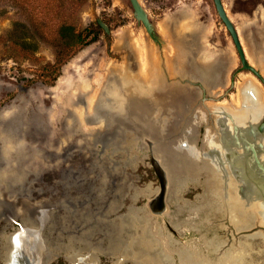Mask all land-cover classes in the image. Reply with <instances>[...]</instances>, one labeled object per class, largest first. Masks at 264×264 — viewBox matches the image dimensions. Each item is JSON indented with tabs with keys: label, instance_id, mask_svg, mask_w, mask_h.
<instances>
[{
	"label": "rangeland",
	"instance_id": "1",
	"mask_svg": "<svg viewBox=\"0 0 264 264\" xmlns=\"http://www.w3.org/2000/svg\"><path fill=\"white\" fill-rule=\"evenodd\" d=\"M138 1L156 26L163 41L161 46L155 45L143 26L138 25L128 0H0V264L7 260L6 245L11 246L10 253L25 246L23 239L17 240L20 233L10 235L20 231V226L34 225L40 217L44 220L41 236L52 258L57 254L54 247L59 248L69 238L78 245L86 240L85 246L90 250L106 245L114 224L116 238L111 237L110 241L118 237L125 240L129 248L131 238L125 239V234L119 233L122 220L118 218L133 198H136L135 205L143 206L158 188L149 166L145 136L160 142L156 154L162 156L169 171V196L176 197L184 190L182 201L195 203L198 199L191 212L206 208L225 216L228 221L211 217L208 226L203 224L206 230L202 227L200 231L190 226L191 230L186 229L190 243L175 246L159 231L157 224L130 208L125 216L132 213L136 219L133 233L141 236L144 228L150 234L155 231L167 239L172 246L168 249L172 263L174 260L179 263L181 249L196 250L214 259L223 250L235 251L243 243L248 252L244 263L264 264V228L261 227L264 224H260L255 215L231 217L227 214L218 194L221 174L205 170L196 175L185 173L178 164L181 154H187L185 159H195L196 153L205 152L195 147V129L206 122L204 108L193 102L192 106L202 111L191 129L177 117L176 104L175 108L170 106L165 115L159 107L149 122L142 120L136 124L139 118L118 116L119 105L106 93V88L115 87V81L120 90L130 87L136 93L146 83L150 89L151 80L155 81L157 76L165 82L163 85H179L174 81L189 72V53L196 55L192 69L196 64L204 67L214 58H219V62H227L228 58L226 86L220 87L218 82V88L212 90L211 95L215 100L205 103L212 110L209 112L215 111L218 122L226 115L214 108L229 110L234 119L242 113L247 120L244 114L251 113L254 107L247 102L242 112L239 110L243 102L240 89L247 84L253 87L252 91L259 93L264 105V83L242 68L213 0ZM221 2L236 27L248 64L264 79V52L258 50L261 57L253 55L249 40L256 44L264 41V0ZM98 20L109 28L110 34L99 28ZM62 25L73 26L81 41L71 45L61 42L59 27ZM145 73L147 79H143ZM190 73L197 77L196 73ZM260 118L255 116L253 120L259 124ZM204 133L203 144L210 148L207 140L216 141L219 132L213 134L205 125ZM183 146L188 147L186 151L194 152L181 153L185 151ZM200 178L203 179V195L196 198L202 193V189L195 186ZM170 208L173 210L175 206ZM178 211L184 213L183 208ZM236 220L244 224L243 229L250 228L242 232L250 234L249 242L239 239L242 234L239 236L233 230ZM175 226L180 229L183 225ZM27 228L26 232L33 239L35 227ZM255 231H263L262 236L254 235ZM200 235H206L209 240H203L199 247L194 242ZM253 235L256 237L252 238ZM181 237L185 236L181 234ZM125 258L131 262L125 264H139L133 256ZM100 260L106 263L108 255L103 254ZM57 261L66 264L61 255L53 263Z\"/></svg>",
	"mask_w": 264,
	"mask_h": 264
},
{
	"label": "bare ground",
	"instance_id": "2",
	"mask_svg": "<svg viewBox=\"0 0 264 264\" xmlns=\"http://www.w3.org/2000/svg\"><path fill=\"white\" fill-rule=\"evenodd\" d=\"M249 40L251 41V48L253 55L261 57L258 54L259 52L258 50L262 51V53L264 52V41L261 40L259 44H256L253 43L251 39ZM213 60H216V62L214 63ZM213 60L209 64H206L204 67L201 66L203 68L202 69L203 75L197 74V78H201L203 80L204 85L208 88H210L211 84L216 82L217 79L219 81L220 71L223 69L226 70L228 68V58H227V62H219V58H214ZM262 60L260 61L263 62ZM258 64L260 65V63ZM212 71L214 72L211 75ZM226 72L228 73L227 70ZM146 74L147 73H145V76H143V79L147 77ZM163 79L164 78L162 77V80ZM151 82H152L151 85L153 84L154 86L152 85L150 89H148L147 87L148 83H146L144 84L143 88H141V90L138 89L136 93L135 91H132L130 87H125V89L123 88L124 90L123 89L120 90L119 88H117L116 81H115V87L112 86L106 88V93L107 95H109L111 101H113V103L119 105L120 107L118 116L124 119L125 118L133 119L134 117L139 118L137 119L136 124H138V121L142 122V120L145 122H149L150 119L153 118L152 116L154 115L156 109H159V107H161L163 109V111H161L163 113L161 114H164L166 113V110L170 106L175 108V104H176V109L178 112L177 117L181 119V122L182 121L184 122L186 128L191 129L196 121V118L199 119L201 114V110H199L198 108H194L192 106L193 102L195 106H198L197 98H196L197 94L180 85H173L171 87L168 85H163L165 82H161L160 78L158 79V76L155 77V81H153L152 79ZM225 83L223 84V86L221 85L223 88L226 86ZM252 88L253 87H250L247 84L240 89V93L241 95H243V102H241L240 104L241 108L239 110L241 111L242 107L247 102L253 105L254 110L251 111V113L244 114L245 117H248L247 120H245L242 117V113H238L235 119L231 116H228L230 118L231 124L233 123L232 125L242 127L243 125H247V122L254 121L253 119L255 118V116L257 118H260L263 115L262 112L264 113V105L262 104V97L259 95V93L256 90L255 92L254 89L252 91ZM87 100H89V98ZM224 112L225 114L230 113L223 110V113ZM223 120H218V123L222 122ZM153 123L152 126H154ZM242 128L245 129V127ZM189 132H190L189 134L191 135V131ZM189 134H188V138L192 136V135L190 136ZM236 136L237 135L234 134L233 131L231 132L222 131L221 134L220 135L218 134V137H216V141L213 138L207 140V142L209 143L208 146L210 147L209 148L210 151H208L207 153L204 152L202 153V155L196 153L195 159L194 158L185 159L184 157L187 154H181L178 157L180 160L178 164L180 165L181 169H184L186 171L185 173L192 172L191 174L196 175L198 171L205 170V171H210L212 173L217 172L221 174L222 178L220 177V182H219L221 185L219 190L220 193L218 194H219V198H222L221 201L223 202L224 207H226L227 214L229 213L231 217L232 215H236V216L241 215L243 217L245 214H248V216H252V217L256 216L259 223L263 225L264 224V176L261 177V175H259V173L261 172L255 170L254 166H251L252 169L251 168L249 169V173L245 171V169L249 167L247 161H249V159L251 160L250 158L251 155H245L246 152L236 155L234 151L232 152V146L234 145V138ZM242 136L243 133L241 134L240 138L239 136L237 137L239 138L240 143L243 142L242 145H244L245 142H249V141H247L248 138L246 137L244 138ZM219 141L221 142V144H219ZM246 147H248V145H246ZM214 148H216L215 150L218 151L217 155L212 154V150H214ZM189 150L182 151L181 153L194 152L191 149ZM225 155H227L228 157L227 159ZM171 162H173V160L170 161V163ZM232 181L234 182L235 185L233 184ZM241 186L243 187L242 194L240 193V191H238ZM131 214L128 215L127 217L125 216V218L122 219L121 228L119 229L121 231V232L119 231V233H123V234L126 233L125 231L127 229L125 228H128V230L132 229L130 230V232L126 234L129 238H131V242H130L131 245H129V248H127L126 243L123 242L125 240L121 241V239L117 237V239L115 240L112 239L110 241V245L108 246V251L112 252L113 256H116L117 254H120L121 256H125V257L133 256V258H136L139 264H173L171 258L168 256L170 252V251L168 252V249L172 247L170 242H168L167 239H164L161 236H159L157 232L152 230L153 234H150L146 230H144V228H142L143 230H141L142 233L141 236L135 235L136 232L133 233V229L135 226L136 219ZM238 221L237 220L235 221L237 222V224L234 225L235 228L243 229L244 224L243 223L239 224ZM32 233L35 234V232ZM34 237L36 236L34 235ZM17 240H21V239H19L18 237ZM32 244L33 242L31 243V246L29 244L27 245L29 246V248L32 249ZM33 245H35V248L33 246V249L35 252L34 255H36L40 246L39 244H37V240H35V244ZM246 247H247L246 244L242 243L239 247H237L235 251L232 250V248L225 249V251L223 250L222 252L218 253L216 258L214 259L207 258L206 256L197 252L196 250H191V251L189 250L187 252V250L183 248L184 250L181 249L178 252L179 254L178 261L179 264H245L244 262L248 253V252L246 253ZM10 249L11 246L9 245L5 246L4 252L7 258L5 264H11L13 262V258H11V256L15 251V249L12 250V253H10ZM30 262L32 264L33 260L31 259ZM93 262L94 260L93 258H91L90 263L94 264ZM88 263L85 262V264Z\"/></svg>",
	"mask_w": 264,
	"mask_h": 264
},
{
	"label": "flooded vegetation",
	"instance_id": "3",
	"mask_svg": "<svg viewBox=\"0 0 264 264\" xmlns=\"http://www.w3.org/2000/svg\"><path fill=\"white\" fill-rule=\"evenodd\" d=\"M201 46H202V43L200 42L199 47H201ZM188 56H189L188 58L191 60V59H193V56H196V55L191 53ZM226 78H228V73L227 72L220 75L218 82H220L221 85L223 86V84L226 81ZM176 84H178V82H176ZM222 86H220V87H222ZM182 87L187 88V89L191 90L192 92L196 93L197 94V97H196L197 98V105L202 107V108H204V110H205V111L203 110L204 111V113H203L204 116L203 117H204V121H206V122L205 123L204 122L201 123L199 125V127H197L195 129V133H196L195 147L198 150H200V148H201V149H203V151H205V153H207L208 151H210V149L203 144V136L205 134L204 133L205 132V125H207L212 130L213 134L220 129L219 128V123L217 122V118H216L217 115L215 114V111L212 112V113L209 112V111H212V110H210V108L208 106H206V104H205L207 101H214L215 100L211 96V95H213L212 91L210 93L206 92L205 94L204 93L202 94V91L198 87H193V88H191L190 86L189 87L188 86H182ZM204 88L207 91V87H204ZM214 109L218 110V111H220L222 113H223V110L226 111V112L229 111V110H225V109H222V108L221 109L214 108ZM227 114H229V115H227ZM227 114H225V115H227V117L231 116L230 113H227ZM262 119L263 120H261V118H260V120H258V121H261V124H262V122H264V117H262ZM225 120H226V123L229 121L228 118L227 119L225 118ZM222 122H225V121H222ZM222 122H220V124H224ZM229 123H231V122L229 121L228 125H229ZM249 123H250V121L247 122V125ZM226 126H227V124H226ZM243 126H245V125H243ZM263 131H264V128H263ZM175 135H174V137H175ZM171 136H173V135H171ZM184 149L186 150L187 148H184ZM215 149L216 148H214V150H212V154L217 155L218 151L215 150ZM232 149H233V147H232ZM149 158H150V154H149ZM247 164L249 165V167H247L245 169V171L249 173V169L250 168L252 169L251 166H253L250 159H249V161H247ZM255 170H257V168H255ZM157 182H158V180H157ZM202 182H203V179L200 178L199 182L197 184H195V186H198V187H200L202 189ZM147 189L149 190L148 187H147ZM183 191L184 190H182L180 193H178L176 195L177 198L179 197L178 199H175L176 197H174V196L173 197L169 196V193H168V196H167V199H166V207H167V209H166V213L162 217L154 216V215H152L150 213V211L148 209V206H147V201L149 199L145 200L143 206H137L134 203L136 198L132 197L133 199L130 202V204L126 207V210H125L124 214H121L120 217H119L118 213L121 210L116 212L117 215L114 216V218L116 219L115 223L116 224L118 223V219L122 220V218H125V215H127L128 210L130 208H133L134 210L137 211V213H138V211L143 213L146 216V218H148L150 223H152L154 225L157 224L159 231L162 234H164V236H168L172 240V243L175 246H184L187 243H190V236H189V234H187L188 232H186V229H187V231H188V229L191 230L190 226H193L194 229H196L197 231H200L201 228L204 227L203 224H206L207 226L210 224V219L209 218H211V217L215 218L216 217V219H218L219 217L220 218H225V216H222L221 214H217V213H215V211L214 212L213 211H211V212L207 211L206 208L205 209L201 208L200 210H198L196 212H191L192 211L191 210L192 206L194 204H198V199L196 200L195 203L191 202V201H186L185 199H184L185 201H182V199L180 197H181V194L183 193ZM156 192H157V190H156ZM156 192L153 194V196L156 194ZM202 195H203V189H202V193L201 194L196 195L197 196L196 198H199ZM153 196L151 198H153ZM171 205L175 206V209L172 210L170 208ZM180 208L184 209V213L183 214L179 213L178 210ZM42 218L40 217L38 219V221H36V223L34 225L28 224V225H24L22 227L20 226L19 229H22L24 231L19 234V239H23V241L25 243V246L23 247L22 250H16L15 249V251L13 252V254L11 256V258H13V263H11V264H31V262H30L31 259L33 260L34 264H59L58 261L53 263V261H56V259H57V257L59 255H61L62 258L64 259V261H66V264H85V262L86 263L89 262L88 264H91L90 263V259L91 258H93V260H94L93 263L94 264H125L126 262H130L129 260H127L125 258V256H119V255L118 256H113V253L108 251V244L110 243V238L111 237H116L115 236V229H114L115 228V224H114V228L111 230V232H112L111 235L112 236L111 237L109 236L108 240H106L107 241L106 245L100 246L98 249L96 248V249L90 250V248H86V246H85V245H87V241L86 240H83L82 244L78 245V244L74 243V239L73 238H69L66 241V243H62L61 246H59V248L57 246L54 247V250L57 252V254L55 255V258H52V255L48 254L49 248H47V246L45 245L46 243L43 241L42 236H41V229L43 227V222H44V220ZM225 220L228 221L226 218H225ZM177 223H180V225H183L182 228H180V229L177 228L175 226ZM166 224H168L170 226V228L172 230H174V232L176 233L175 235L172 232H170V230L167 228ZM27 227H31L30 229L35 227L34 228L35 229L34 230L35 231L34 235L36 237H34L33 239L31 238V236L26 232V229H29ZM125 229H127V230L125 231L126 233H125V235H123V237L126 239V237H127L126 234L128 232H130V230H132V229H130V230H128V228H125ZM183 229H184V232L181 231ZM203 229L206 230V227H204ZM249 229L250 228L242 229V230H236L234 228V226H233V230H235V232L238 233L239 236H240V234H242L239 239L242 238L243 241L244 240L245 241L248 240L247 242H249V240L251 239V236H250V234H245V233H242V232H245V230H249ZM18 232H20V231H18ZM17 233H12L10 236H12V235L14 236V234H17ZM180 233L183 234L185 237L184 238L181 237ZM262 233H263V231H255L254 235L255 234H257V235L261 234V236H262ZM254 235L252 236V238L256 237ZM10 236H9V238H10ZM198 238H199V241H198ZM198 238L196 237V239H195L196 241L194 242V244L198 245L199 247L201 245H203V240H209V238L206 235H200V237H198ZM13 240H14V237L11 238V243H12ZM32 240L33 241L37 240V244H39V246H40V248H39V250H38L36 255H34L35 252H34L33 246H32V249H31L27 245V244H29L31 246V243L33 242ZM236 242H239V240H237ZM82 246H84V247H82ZM197 247H196V249H197ZM262 247H263V250H264V244H262ZM73 252H74V254H73ZM44 253H46L47 256H44L43 255ZM103 254H107L108 255V261L107 262L104 261L106 263H102L101 260H100V256H102ZM2 264H5V262H3ZM173 264H179V263L174 260Z\"/></svg>",
	"mask_w": 264,
	"mask_h": 264
},
{
	"label": "water",
	"instance_id": "4",
	"mask_svg": "<svg viewBox=\"0 0 264 264\" xmlns=\"http://www.w3.org/2000/svg\"><path fill=\"white\" fill-rule=\"evenodd\" d=\"M128 2L130 4L132 14L136 22L138 23V25L143 26L146 34L148 35L150 40H152V42L155 45L161 46L163 44V41L161 40L159 34L156 31V26L152 24L147 12L142 8L139 1L138 0H128ZM213 3H214L216 12L220 20L224 24L226 30L228 31L232 39L233 45L236 49V52H237L242 68L244 70H247L253 73L262 83H264V79L262 78L261 74L252 65L248 64L246 60V56L244 54V50L242 48V44L240 42L238 32L236 30V27H234V25L232 24V21L230 20L228 14L226 13V10L224 9L221 0H213ZM98 25L104 30L105 34L107 35L110 34L109 28L105 24L100 22L99 20H98ZM195 58L196 57L193 56V59H191L189 62L190 69L188 68V71H189L187 72L188 74H186L183 78H178V79L176 78V81L174 82H178L180 86L181 85L188 86V87L190 86L191 88L198 87L202 91V94L203 93L205 94L206 92L210 93L212 90L217 88L216 85L218 83V79L216 82L211 84L210 88L207 87V91H206V89L204 88L206 86L203 84V80L201 78L192 76L193 73H190V72H194L198 75L200 74L203 75V72H202L203 68L199 64H196V67L194 69H192L191 67L192 63L196 61ZM215 62L216 60H214V63ZM213 72L214 71L211 72V75L213 74ZM224 73H226V70L223 69L220 71L219 76ZM169 84H172V83L169 82ZM225 118L226 119L228 118V120L230 121L229 117L226 116ZM227 123L219 124V128H220L218 130L219 134H220L221 129H223L225 132L233 131L234 134L239 136V138L241 134L243 133L242 137L248 138L247 141L249 142H245L244 145H242L243 142L240 143L239 138L236 136L234 138V145L232 146L234 150L232 149V152L234 151L236 155L242 154L245 152H246L245 155H251L250 158L252 161V165L255 168H257L258 171L261 172V173L258 172L259 175H261V177L264 176V157H262L264 155V144H263L264 139L261 140V136H264L263 135L264 134V131H263L264 122H262V124L261 122L259 124H256L255 121H250V123L247 126L248 128L246 129L242 128V127H245L246 125L242 127L233 126L232 128L230 124L228 125ZM158 143L160 142H156L147 136H145L144 138V144H146L147 150L150 154L149 166L152 168L153 173L158 180L157 192L153 196V198L147 201V206L152 215L162 217L166 213V209H167L166 199L168 196V192L170 191V178L168 175V171L164 165V161H163L164 159H162V156H159L158 154H156V151L158 150ZM246 145H248V147H246ZM183 148H188V147L183 146ZM200 150L202 149L200 148ZM225 156L227 159L228 158L227 155ZM238 191H240V193L242 194L243 187L241 186ZM166 226L170 230V232H172L174 235L176 234L174 230H172L168 224H166ZM253 226H255V224ZM261 227L264 228L263 226ZM19 230L20 232H18L17 234L24 231L22 229H19Z\"/></svg>",
	"mask_w": 264,
	"mask_h": 264
},
{
	"label": "trees",
	"instance_id": "5",
	"mask_svg": "<svg viewBox=\"0 0 264 264\" xmlns=\"http://www.w3.org/2000/svg\"><path fill=\"white\" fill-rule=\"evenodd\" d=\"M84 31H86V33H89L88 29H85ZM59 39L61 40V42L67 43V45L77 44L79 41H81L80 34L75 33L73 26L71 25H62L61 27H59ZM90 41L87 43H90Z\"/></svg>",
	"mask_w": 264,
	"mask_h": 264
}]
</instances>
